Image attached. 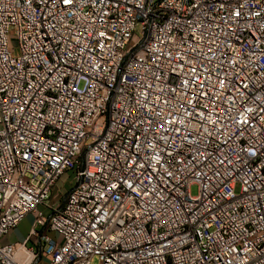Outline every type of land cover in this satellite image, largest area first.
Here are the masks:
<instances>
[{
    "label": "built area",
    "instance_id": "2783aa9c",
    "mask_svg": "<svg viewBox=\"0 0 264 264\" xmlns=\"http://www.w3.org/2000/svg\"><path fill=\"white\" fill-rule=\"evenodd\" d=\"M0 264H264V0H0Z\"/></svg>",
    "mask_w": 264,
    "mask_h": 264
},
{
    "label": "rangeland",
    "instance_id": "374dc122",
    "mask_svg": "<svg viewBox=\"0 0 264 264\" xmlns=\"http://www.w3.org/2000/svg\"><path fill=\"white\" fill-rule=\"evenodd\" d=\"M10 45H12L14 47V49L17 48V44H16L15 39H11ZM72 183H73V170L69 169V170L64 171L56 180L55 185L53 186V188L50 192L49 199H53V200L59 199V201L62 202V200L64 199L65 193L67 192L69 187H71ZM190 190L192 191V193H196L197 185L192 184L190 187ZM39 208L40 209L42 208L44 213H46L48 211V208H46V207H39ZM34 216H35V212H29L23 218L22 225H21V228L23 231L28 230L29 225H30L31 221L33 220ZM28 243L32 244V241L29 240Z\"/></svg>",
    "mask_w": 264,
    "mask_h": 264
},
{
    "label": "crops",
    "instance_id": "0c3cea01",
    "mask_svg": "<svg viewBox=\"0 0 264 264\" xmlns=\"http://www.w3.org/2000/svg\"><path fill=\"white\" fill-rule=\"evenodd\" d=\"M22 220L23 219H21L16 226L10 229L8 233H6L3 236L2 238L3 241H14V240H21L25 238L28 230L27 231L22 230L21 228Z\"/></svg>",
    "mask_w": 264,
    "mask_h": 264
},
{
    "label": "snow or ice",
    "instance_id": "6c2138e0",
    "mask_svg": "<svg viewBox=\"0 0 264 264\" xmlns=\"http://www.w3.org/2000/svg\"><path fill=\"white\" fill-rule=\"evenodd\" d=\"M64 2H65V3H68V2H70V0H64Z\"/></svg>",
    "mask_w": 264,
    "mask_h": 264
}]
</instances>
